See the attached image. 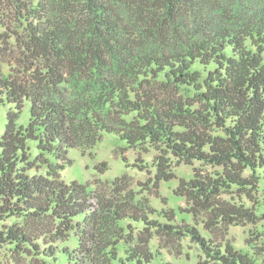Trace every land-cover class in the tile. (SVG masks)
Returning <instances> with one entry per match:
<instances>
[{
    "label": "trees",
    "instance_id": "16d2710c",
    "mask_svg": "<svg viewBox=\"0 0 264 264\" xmlns=\"http://www.w3.org/2000/svg\"><path fill=\"white\" fill-rule=\"evenodd\" d=\"M2 57L16 66L5 74L0 65V103L10 106L0 137V245L38 264L61 255L156 264L162 253L149 243L166 235L190 239L207 264H257L193 226L94 203L59 170L72 150L114 135L125 149L155 152L135 167L154 168L157 183L182 164L221 168L177 190L193 213L209 216L208 232L259 220L221 195L264 192V0H0ZM128 219L142 231L127 233ZM71 233L75 258L52 246Z\"/></svg>",
    "mask_w": 264,
    "mask_h": 264
},
{
    "label": "rangeland",
    "instance_id": "374dc122",
    "mask_svg": "<svg viewBox=\"0 0 264 264\" xmlns=\"http://www.w3.org/2000/svg\"><path fill=\"white\" fill-rule=\"evenodd\" d=\"M4 73H12V67L16 64L8 63L4 58ZM14 76H18L14 75ZM10 110L8 104L0 103V137L5 131L7 114ZM29 104L22 116L21 122L28 120ZM124 142L114 135L106 134L103 140L93 148L84 150H72L70 152L71 164L65 169L59 170L61 178L66 183L78 182L88 187L95 198L94 203L112 205L120 214L129 217H146L149 220L160 221L174 226L189 225L198 228L213 243L224 246L232 245L237 251L248 253L257 264H264V192L243 193L232 191L221 195L223 201L237 204L253 211L259 220L253 223H238L228 228H216L210 232L207 220L208 215L193 213L192 205L185 198L177 195V190L182 180L190 181L195 174L200 178H210L220 171V167H212L193 163L182 164L175 168L176 178L169 182L155 180L156 170L151 166L145 171L135 167L136 161L142 160L150 165L155 157V152H143L141 150L125 149ZM246 175H249L247 173ZM262 186V185H261ZM130 221L128 219V223ZM9 223H12L9 222ZM124 225H127L125 223ZM132 230L127 233H138L143 226L132 223ZM146 236H150L149 233ZM61 249H67L70 256L77 255L78 238L75 234L70 235L67 242H58L56 245ZM44 247H47L45 244ZM153 252L162 253L156 264H207V258L202 254L199 247L190 239L170 238L166 235L155 237L149 243ZM59 262L51 264H75L66 255H61ZM73 259V258H72ZM0 264H38L27 258H20L13 249L0 245Z\"/></svg>",
    "mask_w": 264,
    "mask_h": 264
}]
</instances>
